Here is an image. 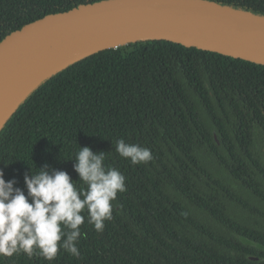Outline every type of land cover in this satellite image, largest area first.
<instances>
[{
    "label": "trees",
    "instance_id": "trees-1",
    "mask_svg": "<svg viewBox=\"0 0 264 264\" xmlns=\"http://www.w3.org/2000/svg\"><path fill=\"white\" fill-rule=\"evenodd\" d=\"M114 0H0V42L45 16ZM264 17V0H204ZM152 160L132 164L115 143ZM79 147L105 152L127 191L102 232L87 222L53 261L23 253L0 264H264V65L168 40L87 56L42 82L0 131L5 181L74 170ZM87 217V212L84 213ZM257 257L258 260H249Z\"/></svg>",
    "mask_w": 264,
    "mask_h": 264
},
{
    "label": "water",
    "instance_id": "water-1",
    "mask_svg": "<svg viewBox=\"0 0 264 264\" xmlns=\"http://www.w3.org/2000/svg\"><path fill=\"white\" fill-rule=\"evenodd\" d=\"M148 39L264 65L263 16L204 0H114L80 6L33 21L0 42V131L20 104L57 72L101 50Z\"/></svg>",
    "mask_w": 264,
    "mask_h": 264
},
{
    "label": "clouds",
    "instance_id": "clouds-1",
    "mask_svg": "<svg viewBox=\"0 0 264 264\" xmlns=\"http://www.w3.org/2000/svg\"><path fill=\"white\" fill-rule=\"evenodd\" d=\"M79 148L73 167L86 188L78 187L66 171L46 164L35 174L24 175L26 195L14 187L15 179L5 181L0 169V257L23 253L30 259L39 256L53 261L63 249L79 258L77 243L86 237L81 232L86 218L97 232L112 219L117 194L127 191L126 178L119 169L104 165L105 152ZM115 150L132 164L153 158L149 148L126 143L123 138L116 141Z\"/></svg>",
    "mask_w": 264,
    "mask_h": 264
},
{
    "label": "bare ground",
    "instance_id": "bare-ground-1",
    "mask_svg": "<svg viewBox=\"0 0 264 264\" xmlns=\"http://www.w3.org/2000/svg\"><path fill=\"white\" fill-rule=\"evenodd\" d=\"M15 102H16L15 100H11L12 105H14ZM11 107H12V106H9V107H8V111L11 109ZM8 111H5V114H6Z\"/></svg>",
    "mask_w": 264,
    "mask_h": 264
}]
</instances>
